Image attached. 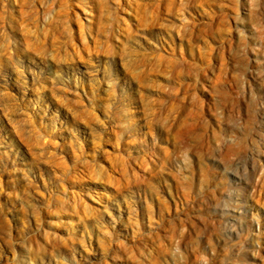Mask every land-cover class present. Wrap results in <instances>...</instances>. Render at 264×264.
I'll return each instance as SVG.
<instances>
[{"label":"rangeland","instance_id":"obj_1","mask_svg":"<svg viewBox=\"0 0 264 264\" xmlns=\"http://www.w3.org/2000/svg\"><path fill=\"white\" fill-rule=\"evenodd\" d=\"M0 264H264V0H0Z\"/></svg>","mask_w":264,"mask_h":264},{"label":"bare ground","instance_id":"obj_2","mask_svg":"<svg viewBox=\"0 0 264 264\" xmlns=\"http://www.w3.org/2000/svg\"><path fill=\"white\" fill-rule=\"evenodd\" d=\"M88 21V20H87Z\"/></svg>","mask_w":264,"mask_h":264}]
</instances>
